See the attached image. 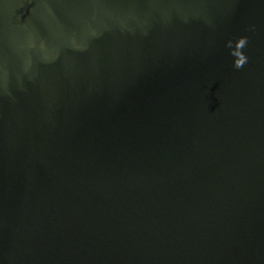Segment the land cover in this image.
I'll return each mask as SVG.
<instances>
[{"label": "water", "instance_id": "1", "mask_svg": "<svg viewBox=\"0 0 264 264\" xmlns=\"http://www.w3.org/2000/svg\"><path fill=\"white\" fill-rule=\"evenodd\" d=\"M0 264H264V0H0Z\"/></svg>", "mask_w": 264, "mask_h": 264}, {"label": "clouds", "instance_id": "2", "mask_svg": "<svg viewBox=\"0 0 264 264\" xmlns=\"http://www.w3.org/2000/svg\"><path fill=\"white\" fill-rule=\"evenodd\" d=\"M245 43H246V40L244 38H241L239 40L237 47L242 49L244 47ZM232 55H235V54L232 53ZM247 60H248V58L246 56L241 55L238 61H234L233 66L237 69L242 68L247 63Z\"/></svg>", "mask_w": 264, "mask_h": 264}]
</instances>
